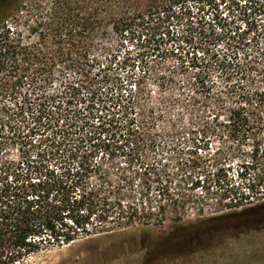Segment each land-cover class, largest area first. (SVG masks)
I'll use <instances>...</instances> for the list:
<instances>
[{
  "label": "rangeland",
  "instance_id": "1",
  "mask_svg": "<svg viewBox=\"0 0 264 264\" xmlns=\"http://www.w3.org/2000/svg\"><path fill=\"white\" fill-rule=\"evenodd\" d=\"M256 1L254 7L244 0L191 3L190 17L173 21L150 43L113 33L93 40L91 77L100 91L94 102L72 107L76 113L60 127L70 147H81L117 183L129 182L125 193L145 194L154 207L165 206L166 218L43 251L21 264H264V187H255L258 198L238 208L225 198L232 188L248 194L249 183L264 177V161L240 168L249 161L252 143L239 148L229 139L227 112L194 84L204 75L217 83L215 89L224 87L220 70L211 66L224 54L257 61L255 74L264 81V0ZM43 2L7 0L5 24L23 31L26 43L37 41V34L28 39L29 12ZM7 13L0 15V26ZM66 67L52 71L53 91L60 90L61 77H77ZM121 88L135 98L129 114L112 105V94ZM12 103L7 96L0 99V178L10 180L45 158L50 150L40 143L52 134L33 129L22 116L9 119ZM134 119L142 128L138 133Z\"/></svg>",
  "mask_w": 264,
  "mask_h": 264
},
{
  "label": "trees",
  "instance_id": "2",
  "mask_svg": "<svg viewBox=\"0 0 264 264\" xmlns=\"http://www.w3.org/2000/svg\"><path fill=\"white\" fill-rule=\"evenodd\" d=\"M213 2L45 0L29 12L28 24L32 23L27 29L28 39L37 34V41L28 43L23 31L5 24L10 15L6 12L0 26V99L7 96L13 101L8 108L9 119L22 116L33 129H52V134L40 143L46 144L50 151L36 162L32 172L20 169L11 180L0 178V264H21L40 252L126 230L136 222L151 221L158 216L157 222H164L165 206L154 207L152 200H145V194L136 198L125 193L129 182L117 183L102 172L101 166L90 161L81 147H70L69 136L60 123L76 113L72 107L94 102L100 91L96 87L100 83H93L97 79L91 77L95 61L89 59L95 38L105 39L113 33L124 39L128 36L130 41L144 39L150 43L168 30L173 21L190 17L191 3ZM244 2L245 6L259 5L256 0ZM75 57L80 59H69ZM220 58L211 66L214 64L220 70L226 85L215 89L217 83L204 75L196 78L194 84L200 95L219 102V109L227 112L229 139L237 142L239 148L252 143L249 161L240 167L247 171L264 161V81L258 79L260 74H255L260 68L257 61L231 59L227 54ZM60 65L77 71V77H61L60 90L53 91L56 78L52 71ZM124 90L121 88L117 96L112 94V105L129 114L136 109L135 98L127 91V95L123 94ZM132 125L136 133L142 130L137 120ZM258 186L264 187V177L249 183L248 194L236 188L225 191L230 193L225 197L230 199V208L258 198L255 190Z\"/></svg>",
  "mask_w": 264,
  "mask_h": 264
},
{
  "label": "flooded vegetation",
  "instance_id": "3",
  "mask_svg": "<svg viewBox=\"0 0 264 264\" xmlns=\"http://www.w3.org/2000/svg\"><path fill=\"white\" fill-rule=\"evenodd\" d=\"M7 0H0V15L7 12L8 7L6 6Z\"/></svg>",
  "mask_w": 264,
  "mask_h": 264
}]
</instances>
